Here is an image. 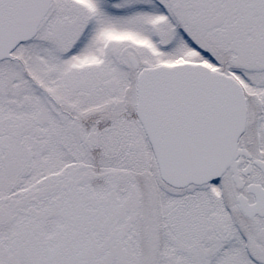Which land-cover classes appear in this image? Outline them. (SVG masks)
<instances>
[{"label":"snow or ice","instance_id":"6c2138e0","mask_svg":"<svg viewBox=\"0 0 264 264\" xmlns=\"http://www.w3.org/2000/svg\"><path fill=\"white\" fill-rule=\"evenodd\" d=\"M0 264H264V0H0Z\"/></svg>","mask_w":264,"mask_h":264}]
</instances>
